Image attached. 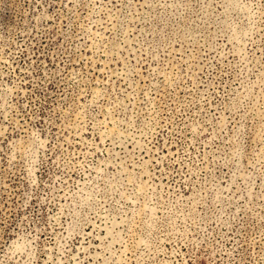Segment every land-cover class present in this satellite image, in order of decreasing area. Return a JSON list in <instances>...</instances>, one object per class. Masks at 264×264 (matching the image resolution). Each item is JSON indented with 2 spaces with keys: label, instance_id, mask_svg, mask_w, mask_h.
Instances as JSON below:
<instances>
[{
  "label": "rangeland",
  "instance_id": "374dc122",
  "mask_svg": "<svg viewBox=\"0 0 264 264\" xmlns=\"http://www.w3.org/2000/svg\"><path fill=\"white\" fill-rule=\"evenodd\" d=\"M0 264H264V0H0Z\"/></svg>",
  "mask_w": 264,
  "mask_h": 264
}]
</instances>
